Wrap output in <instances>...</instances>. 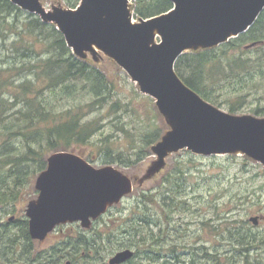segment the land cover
I'll return each instance as SVG.
<instances>
[{"label":"trees","instance_id":"16d2710c","mask_svg":"<svg viewBox=\"0 0 264 264\" xmlns=\"http://www.w3.org/2000/svg\"><path fill=\"white\" fill-rule=\"evenodd\" d=\"M62 1L67 8H75L80 2ZM171 7L170 0H133L130 3L133 16L137 19L159 15ZM10 36L14 38L11 49L6 50L5 55L11 54L4 59H12V63L0 68V213L13 215L0 221V264H63L65 258L66 264L70 262L69 257L80 261L92 259L103 250L102 236L110 235V232L102 234L94 230L90 235L93 238L78 231L64 233L55 243L33 252L34 240L28 234V220L23 215L16 216L15 213L20 210L16 201L29 180V174L44 169L48 151H68L73 143L88 141L97 129V124L84 122L83 117L106 102L114 83L88 59L74 54L55 24L42 22L37 15L22 11L10 0H0V41L3 46ZM38 46L41 48L39 52ZM43 53L45 57H40ZM2 56L0 52V59ZM174 68L187 86L210 103L218 107L225 106L231 114L238 112L250 98L263 100L264 9L246 32L218 46L186 51L178 57ZM13 71L32 73L33 77H22L19 83L8 86L5 83L6 76L11 78ZM7 87L12 90L10 106L2 93ZM79 88L87 90V94H92L94 99L68 108L56 106L54 99L59 101L73 96ZM47 96L54 99L49 100ZM18 105L21 106L7 115L11 106ZM110 105L111 111L121 108L118 100ZM251 112L260 115L264 108L256 106ZM5 117H8V122ZM157 132L158 126L154 121L143 142L153 143ZM18 139H21L19 145L16 142ZM103 141L101 148L104 156L124 166L132 163L133 158L124 157L121 152L114 156L110 146ZM143 142L141 145H144ZM20 145L24 147L22 151L19 150ZM144 151L142 146L136 156L141 157ZM171 191L165 192L170 195ZM142 195L149 201L157 202L155 195L148 192ZM132 222L133 226L124 232L141 236L142 239H134L133 243L126 245L122 241L116 245L132 248L135 244L138 245L135 247L136 253L148 255L152 251L154 255L153 247H149L151 251L148 247L141 249L149 240L152 241L151 246L158 241L154 233L150 236L148 232H142L151 225V218L142 211ZM229 233L230 239L236 245H241L243 251H248V247L264 237L245 226L242 230H230ZM174 249L170 248L169 254L175 258ZM202 249L205 250L204 255L220 263L217 253L211 254L205 247ZM244 256L247 259L248 254ZM157 257L160 258L161 254Z\"/></svg>","mask_w":264,"mask_h":264},{"label":"water","instance_id":"95a60500","mask_svg":"<svg viewBox=\"0 0 264 264\" xmlns=\"http://www.w3.org/2000/svg\"><path fill=\"white\" fill-rule=\"evenodd\" d=\"M10 1L55 24L74 54L103 52L155 100L170 126L152 145L158 165L180 149L202 155L241 152L264 165V117L223 111L187 86L174 68L185 51L218 46L246 32L263 11L264 0H170L168 11L137 22L130 0H81L76 9L51 10L40 0ZM46 162L35 179L38 194L25 209L32 240H45L60 224L79 222L89 228L133 190L132 178L121 170L95 167L71 151L52 152ZM249 220L257 225L259 216ZM133 255V249H121L108 264Z\"/></svg>","mask_w":264,"mask_h":264},{"label":"rangeland","instance_id":"374dc122","mask_svg":"<svg viewBox=\"0 0 264 264\" xmlns=\"http://www.w3.org/2000/svg\"><path fill=\"white\" fill-rule=\"evenodd\" d=\"M132 1L130 0V3ZM40 2L47 10L55 6L66 8L62 0H40ZM131 16L133 22L138 21L132 11ZM13 38V36L6 38L4 46L0 41V52L3 55L0 59V68H6L12 63V59H4V57L11 54L9 52L5 55L6 50L11 49ZM155 41H159V36L155 37ZM37 49V52L41 51L40 46ZM43 56L45 57L44 53L40 55ZM83 57L106 74L114 83V87L106 102L87 112L83 117L84 122H96L97 129L86 143H73L68 151L82 156L95 167L112 165L121 170L132 178L133 191L96 219L89 228L81 227L79 222L61 224L49 233L45 240L41 242L34 240L33 252L55 243L64 233L78 231L91 237L94 230H98L102 234L110 232V235L102 236L103 250L89 260L80 261L70 257L68 260L72 264H108V259L112 255L124 249L118 247L117 243L124 241L126 245L133 243L134 239H142L141 236L130 235L124 231L129 226H133L132 220L137 219L140 212L145 211L152 223L142 232H148L150 236L154 233V238L158 241L151 246L152 241L149 240L146 245L141 246V249L153 247L155 254L153 255L151 248L148 255L142 252L136 253L135 247L138 245L134 244L131 249L135 251V256L131 261L123 264H251L252 262L264 264V237L248 247V251H243L241 245H236L234 240L230 239L229 233L230 230H242L245 226L252 232L264 236V165L241 152L202 155L188 149L169 152L162 165H158V157L153 152L152 145L160 140L170 126L159 112L155 100L142 93L138 84L100 50L94 54L85 52ZM31 74L13 71L11 78L6 76L5 83H8V86L19 83L22 77L32 78ZM79 89L73 96L59 101L51 96L47 98L49 100L53 98L56 106L61 108L91 102L94 99L92 94H87V90ZM11 92L8 87L2 90L3 98L8 100V106L12 102ZM116 100L120 101L121 108L111 111L109 105ZM20 106H11L7 115L15 112ZM256 106L264 108V99H248L235 115L264 117V112L260 115L251 112ZM218 108L228 112L225 106ZM5 120L8 122V117H5ZM154 121L158 126L157 137L152 140L153 143H144L145 134ZM102 140L104 144L110 146L114 156L121 152L124 157H132V163L124 166L104 156L101 148ZM20 141L21 139L16 140L18 145ZM141 142L144 145H141ZM142 146L145 150L144 154L137 157L136 153ZM23 149L24 147L20 145L19 150ZM51 153L52 151L47 152L46 160ZM41 171L29 174V180L16 201L20 208L15 213L17 217L25 216L28 201L36 198L38 192L34 184ZM169 189L172 190L170 195L165 192ZM143 192L155 195L157 202L144 198ZM9 215L13 214L0 213V221L6 220ZM251 216H259L257 225L249 220ZM70 224H73L72 227ZM172 247L175 248V258L174 255L169 254V249ZM202 247L211 254L217 253L220 263L211 259L209 255H204L205 250ZM159 254H161L160 258L157 257ZM245 254H248L247 259ZM227 256L231 258L228 259ZM65 260L66 258L63 264Z\"/></svg>","mask_w":264,"mask_h":264},{"label":"flooded vegetation","instance_id":"af4514ba","mask_svg":"<svg viewBox=\"0 0 264 264\" xmlns=\"http://www.w3.org/2000/svg\"><path fill=\"white\" fill-rule=\"evenodd\" d=\"M131 259H132V258H131ZM131 259H129L127 262L131 261ZM127 262H125V263H127ZM69 264H72V262H69Z\"/></svg>","mask_w":264,"mask_h":264}]
</instances>
